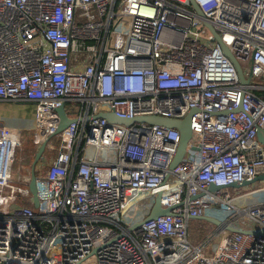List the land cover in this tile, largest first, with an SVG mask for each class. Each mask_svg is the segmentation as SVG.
<instances>
[{
    "label": "built area",
    "instance_id": "1",
    "mask_svg": "<svg viewBox=\"0 0 264 264\" xmlns=\"http://www.w3.org/2000/svg\"><path fill=\"white\" fill-rule=\"evenodd\" d=\"M193 1L204 18L189 0H0V102L32 103L31 154L43 141L52 152L40 157L43 173L35 168V212L30 177L12 178L21 130L0 118V264H79L92 255L94 264H264V235L228 228L264 230V200H244L264 181L234 197L227 187L264 173L256 139L264 95L255 92L264 93V0ZM61 105L72 121L54 134ZM192 109L174 168L178 129L98 116L181 119ZM158 191L171 213L132 228ZM222 206L232 213L223 217ZM190 215L220 225L195 241Z\"/></svg>",
    "mask_w": 264,
    "mask_h": 264
},
{
    "label": "water",
    "instance_id": "2",
    "mask_svg": "<svg viewBox=\"0 0 264 264\" xmlns=\"http://www.w3.org/2000/svg\"><path fill=\"white\" fill-rule=\"evenodd\" d=\"M192 7L196 10L199 16L204 18V14L201 11V9L198 7V5L193 1L189 0ZM205 26L210 30V32L214 35L215 39L219 42L222 50L224 53L230 58L232 63L234 64L236 68V72L238 74L239 80L243 84H248L249 83V77H245L243 70L235 58V56L232 54L231 50L229 47L222 41L220 35L218 32H216L211 25H209L206 21L204 22ZM195 109H192L187 115L181 119H173V118H167L164 116H158V115H146V116H136L133 118H127V117H120L117 116L114 112L112 111H102L98 113V116L105 118L108 122L111 123H118V124H124V125H130L133 122H146L149 124H157V125H163L167 127H175L179 131V142L178 146L175 152V155L173 159L171 160L169 167L174 168L182 159V157L185 154L186 150V145L187 141L191 137V129H190V117L192 113L194 112ZM57 112L60 117L59 124L54 132V134H59L62 132L68 124L72 121V119L68 118L65 114L64 107L63 105L59 106L57 108ZM256 139L257 141L264 146V128H258L256 131ZM46 141H43L41 145L37 148L36 152L34 153L33 160L31 162V167H30V178L27 184V188L29 189L30 193L32 194L33 197V210L36 212L38 208V198H37V191H36V185H35V179H36V173H35V167L37 162L40 160V157L45 149ZM257 180H262L264 181V173L256 175L253 179L251 180H239V181H233L227 185V187H233V188H239L242 186H246L254 181ZM223 186H218L213 183H210L208 186L209 190H217ZM160 196L161 192L158 191L155 196L153 203L150 207L149 212L147 215H145L140 221H137L132 225V228L139 227L141 224L148 222L152 219L157 218L158 216L161 215H168L171 213V207H163L160 202ZM200 196V195H197ZM191 218L193 219H201V220H206L209 222H212L216 225H220V221L214 217L210 216H205V215H190ZM232 231H240L242 233H253L255 235H264V230H239L235 229L234 227H228Z\"/></svg>",
    "mask_w": 264,
    "mask_h": 264
},
{
    "label": "rangeland",
    "instance_id": "3",
    "mask_svg": "<svg viewBox=\"0 0 264 264\" xmlns=\"http://www.w3.org/2000/svg\"><path fill=\"white\" fill-rule=\"evenodd\" d=\"M243 69L246 70L248 65L243 64ZM34 117V105L30 102H0V118L3 119L5 124L9 125L13 128H18L21 130L20 135V145L17 147L15 152V160L12 166V178L15 183L16 180H20L23 176L30 177V167L31 162L33 160L34 154H31V149L33 148L32 141L30 139V128L32 127V121ZM50 141L56 143L61 142V136H53ZM100 154L111 153L113 158L115 157L116 151L111 148H101ZM43 155L49 157L52 155V152H48L45 148L43 151ZM40 161V160H39ZM38 161V162H39ZM36 164V170L38 172H44V164L39 162ZM263 184L262 180L254 181L246 186H242L239 188H231L229 190L230 196L234 197L237 195H241L251 190H258ZM245 202L247 204H255L264 200V191H256L249 197H246ZM146 203L143 202L136 209L132 210L130 214L126 216V221L129 223H133L135 218L145 209ZM218 205V204H217ZM218 213L223 217L232 213V210L226 207H219ZM214 223L205 221V220H191L189 225V233L193 240H199L205 233L206 229L214 227ZM213 245L216 244V240L212 242ZM214 246H211L203 254H208L211 250H213ZM95 257L94 255L88 257L87 259L81 261L79 264H94Z\"/></svg>",
    "mask_w": 264,
    "mask_h": 264
},
{
    "label": "trees",
    "instance_id": "4",
    "mask_svg": "<svg viewBox=\"0 0 264 264\" xmlns=\"http://www.w3.org/2000/svg\"><path fill=\"white\" fill-rule=\"evenodd\" d=\"M255 92H256L258 95H264V93H263L262 91L255 90Z\"/></svg>",
    "mask_w": 264,
    "mask_h": 264
},
{
    "label": "bare ground",
    "instance_id": "5",
    "mask_svg": "<svg viewBox=\"0 0 264 264\" xmlns=\"http://www.w3.org/2000/svg\"><path fill=\"white\" fill-rule=\"evenodd\" d=\"M44 137H45V135H44V133L42 134V138L44 139Z\"/></svg>",
    "mask_w": 264,
    "mask_h": 264
},
{
    "label": "crops",
    "instance_id": "6",
    "mask_svg": "<svg viewBox=\"0 0 264 264\" xmlns=\"http://www.w3.org/2000/svg\"><path fill=\"white\" fill-rule=\"evenodd\" d=\"M32 123H33V121H32Z\"/></svg>",
    "mask_w": 264,
    "mask_h": 264
}]
</instances>
